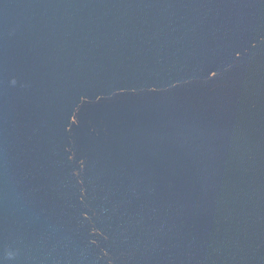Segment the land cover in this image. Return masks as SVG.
I'll return each mask as SVG.
<instances>
[{"label":"water","instance_id":"obj_1","mask_svg":"<svg viewBox=\"0 0 264 264\" xmlns=\"http://www.w3.org/2000/svg\"><path fill=\"white\" fill-rule=\"evenodd\" d=\"M0 264H264V0H0Z\"/></svg>","mask_w":264,"mask_h":264}]
</instances>
